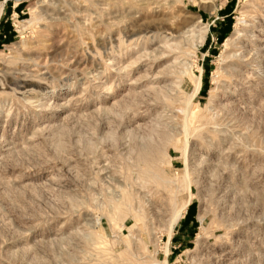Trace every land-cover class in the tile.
<instances>
[{"label":"rangeland","instance_id":"374dc122","mask_svg":"<svg viewBox=\"0 0 264 264\" xmlns=\"http://www.w3.org/2000/svg\"><path fill=\"white\" fill-rule=\"evenodd\" d=\"M0 10V264H264V0Z\"/></svg>","mask_w":264,"mask_h":264},{"label":"bare ground","instance_id":"6f19581e","mask_svg":"<svg viewBox=\"0 0 264 264\" xmlns=\"http://www.w3.org/2000/svg\"><path fill=\"white\" fill-rule=\"evenodd\" d=\"M1 14H2V10H0V16H1ZM240 48H241V46L240 47L238 46V49H234L235 52L233 54H231V56L234 57L233 61H237V59H238L237 52H239ZM225 70H226V76L234 75L238 71V69L235 68V63L228 64ZM19 77H20V75H19ZM30 81L31 80H29L28 78H19V79H17V81L14 82L13 80H11L9 83L13 84L17 89H22V88L29 86L31 84ZM201 84H202V77H201V75H197L192 80V91L190 94H193L194 96H196L198 94L200 88H201ZM224 86H226V85L224 84ZM187 204H189V203H187ZM187 206H185V209L187 208Z\"/></svg>","mask_w":264,"mask_h":264},{"label":"crops","instance_id":"0c3cea01","mask_svg":"<svg viewBox=\"0 0 264 264\" xmlns=\"http://www.w3.org/2000/svg\"><path fill=\"white\" fill-rule=\"evenodd\" d=\"M185 218L186 215L183 214L176 225V231L169 238L170 247H172V245L180 247L182 245H188L190 242L194 220L190 218V216H188L186 220Z\"/></svg>","mask_w":264,"mask_h":264}]
</instances>
